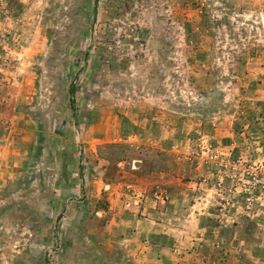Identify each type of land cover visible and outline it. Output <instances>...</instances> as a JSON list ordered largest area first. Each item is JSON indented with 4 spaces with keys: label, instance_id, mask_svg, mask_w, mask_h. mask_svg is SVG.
<instances>
[{
    "label": "rangeland",
    "instance_id": "1",
    "mask_svg": "<svg viewBox=\"0 0 264 264\" xmlns=\"http://www.w3.org/2000/svg\"><path fill=\"white\" fill-rule=\"evenodd\" d=\"M150 166L186 255L264 264V0H0V264H150Z\"/></svg>",
    "mask_w": 264,
    "mask_h": 264
},
{
    "label": "crops",
    "instance_id": "2",
    "mask_svg": "<svg viewBox=\"0 0 264 264\" xmlns=\"http://www.w3.org/2000/svg\"><path fill=\"white\" fill-rule=\"evenodd\" d=\"M257 11L259 13L261 12V9H258ZM160 142L161 140L155 137L149 140V143L155 147ZM126 175V183L130 184V186L133 187L134 190H137L136 192H141V189L143 188H150L151 190L154 184H163L166 188L170 189V193L172 195L169 209L166 211L162 218L157 213L150 210L151 204L148 202L149 199H145L143 202H140V204L137 206H134L132 204V209L134 208L135 210H137L135 214H138V210H140L145 204L150 214H146L144 210L139 214L142 218H138L134 214H131L129 216L127 215L124 217L125 221H130L133 225L134 231L131 232L133 233V237L135 239L138 238L145 241L143 242V253H145L146 257L157 255V258L155 260H151L150 264H185L184 261H187L189 258H192L193 254L194 258H197L194 264H213L209 262L210 256H203L206 252H208L206 249L204 250V245H197L199 247H196L190 255H186L185 252L181 250V243H179V241L177 240L175 241L171 239L175 237L178 238V236L183 232V230L177 228V224L174 221L176 219L175 217L177 216V214L175 213L176 211L170 210L173 206L177 208L179 207V205L183 207L185 204L184 202L181 203L179 201L182 198L181 196L183 195L182 193H184V190H182V188H179L178 191L177 186L179 184L177 185L175 183L176 180H173V178L170 177L169 173H167L161 167L153 166L152 168L151 166L148 167L146 171H142L141 168L136 169L135 172L128 171ZM177 191L179 192V194H177ZM176 197H179V199ZM201 200L203 199L201 198ZM198 201L199 200H196L195 204H191V202H189V204H191L193 208L191 209L193 210V216H190L192 217V221L194 222L195 220L196 222V226L198 227V233L204 235V232L206 233L207 230H209V227L206 224L208 220V212H201L200 210L198 213H195V210L199 209L201 206H205L204 202L206 200H203L202 202ZM149 216L152 219H149ZM189 217L186 219V222L189 220ZM182 219H184V217ZM170 225L173 226L170 227ZM182 227L188 228L186 226ZM212 250L213 249H210L209 254L213 252ZM229 252L230 251L227 250L222 252V256H224V261L227 258L229 259V257L227 256ZM214 253L215 252H213V254ZM182 254H185V257H183ZM204 260L205 262H203ZM222 264L230 263L228 260H226V263L223 262Z\"/></svg>",
    "mask_w": 264,
    "mask_h": 264
},
{
    "label": "built area",
    "instance_id": "3",
    "mask_svg": "<svg viewBox=\"0 0 264 264\" xmlns=\"http://www.w3.org/2000/svg\"><path fill=\"white\" fill-rule=\"evenodd\" d=\"M137 165V162H134L131 164V168L135 169ZM129 187H127V192H129ZM109 187L106 186L104 190H108ZM129 199L127 200V206L134 205L137 206L140 204V202H143L145 199H149L153 201L156 204L164 205L169 201L168 193L165 191V189L160 185H155L151 190L147 193L145 192H136L132 191L130 196H127Z\"/></svg>",
    "mask_w": 264,
    "mask_h": 264
}]
</instances>
